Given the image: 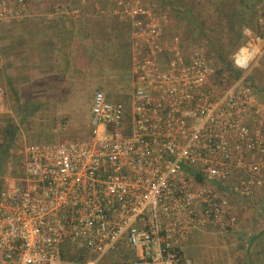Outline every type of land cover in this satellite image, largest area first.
Wrapping results in <instances>:
<instances>
[{
    "label": "built area",
    "instance_id": "obj_1",
    "mask_svg": "<svg viewBox=\"0 0 264 264\" xmlns=\"http://www.w3.org/2000/svg\"><path fill=\"white\" fill-rule=\"evenodd\" d=\"M118 5L131 17L135 87L129 104L93 92L87 138L8 146L0 84L7 264H193L185 246L196 230L235 222L234 197L264 184V104L245 74L215 78L204 44L164 29L158 1ZM27 7L0 0V24L21 20ZM243 32L231 62L247 73L264 55V37Z\"/></svg>",
    "mask_w": 264,
    "mask_h": 264
},
{
    "label": "crops",
    "instance_id": "obj_2",
    "mask_svg": "<svg viewBox=\"0 0 264 264\" xmlns=\"http://www.w3.org/2000/svg\"><path fill=\"white\" fill-rule=\"evenodd\" d=\"M27 1V12L21 20L0 24V84L10 113L15 107L13 97L18 88H25L26 99L46 101L58 96L61 90L77 87V82H103L100 69L87 56L96 55L94 49L120 44L127 33L131 46V17L118 5L119 0ZM171 2L170 11L184 26H191V20L198 16L195 13L200 5L198 2L213 6L217 24L230 34L234 32L232 41L237 32H241L240 45L245 41L244 28L259 33L256 27L253 29L254 21L264 31V22L259 21V17L264 16V0ZM163 9L162 26L168 34L178 35L188 45L198 44L187 42L174 31L170 14ZM200 23L205 25L204 21ZM104 93L107 98L117 100L112 87L104 89ZM253 98L256 103L264 104L255 94ZM261 188L254 196L234 197L236 208L240 206L243 212L240 220L230 224L235 227L233 237L222 232V224L196 230L185 246L193 264L195 254L199 258L200 254L208 257V261L202 258L200 264H264V188ZM0 260L3 263L1 256Z\"/></svg>",
    "mask_w": 264,
    "mask_h": 264
},
{
    "label": "rangeland",
    "instance_id": "obj_3",
    "mask_svg": "<svg viewBox=\"0 0 264 264\" xmlns=\"http://www.w3.org/2000/svg\"><path fill=\"white\" fill-rule=\"evenodd\" d=\"M156 1L169 12L171 22L176 29L174 31L182 35L187 42H202L198 34V27L195 25L184 26L182 21L176 20V17L173 15L172 11H170L171 0L169 2L166 0ZM187 1L191 2V0H186V2ZM194 1L196 2V0ZM198 4L200 5L198 9H195V13L198 15L195 21L197 20L198 24H200V21H204L205 32L210 34L209 36H214L217 44L216 48L219 47L231 60L232 55L238 47L236 45L234 46V41H232L231 38L234 32L230 34L217 24L215 20V14L217 15V13L213 6L200 2H198ZM217 19L219 20V18ZM253 24V29L256 27L255 30L264 35V31L257 26L255 21ZM94 50L96 55H85L89 59H93V62H95L94 64L100 69L103 82L96 80L92 81L90 84H81V81L77 82V87L73 89L70 88L71 90H61L59 91L60 94L53 99L47 98L46 101L39 99L41 102L47 103L44 105L40 103L38 99L34 100L31 97L26 99L27 92L25 88H18L16 96L13 97L15 101V107L12 108L13 112L10 113L9 110V112L3 116V131L6 140L12 137L16 146H19L22 143L56 144L70 140L84 139L89 135L88 121L92 93L97 88L104 91V89L106 90L112 87L116 99L129 104L130 95L135 87V79L131 65L129 34H126L125 39H123L122 42L120 41V44ZM211 58L213 62H215L214 56H211ZM240 74H245V77L247 76L246 82L250 86L253 94H255L259 101H263L264 55L257 60L255 65L251 67L247 73L241 70ZM11 132L13 136L9 135ZM262 187L264 188V184ZM242 212L243 210L240 209V206L236 208L235 222H237L238 218L240 220V214ZM230 224L231 223L224 222L221 230L230 237H233L235 227L230 226ZM258 246L260 247V245ZM193 257L194 264H200L204 257L206 261H208V257L202 254H200V258L199 255L196 254ZM0 264L7 263H2L0 260Z\"/></svg>",
    "mask_w": 264,
    "mask_h": 264
},
{
    "label": "trees",
    "instance_id": "obj_4",
    "mask_svg": "<svg viewBox=\"0 0 264 264\" xmlns=\"http://www.w3.org/2000/svg\"><path fill=\"white\" fill-rule=\"evenodd\" d=\"M166 1L169 2V0ZM190 23L191 25H195L196 27H198V34L203 39V42L201 43L205 45L209 56H214V64L216 66L215 78L224 80L227 83H230L233 80L237 79L240 75V72L233 67L231 60L227 57L225 52L221 51L219 47L216 48L217 44L214 36H209L210 34L205 32L204 26L201 23L198 24L197 20L195 21V19H192ZM258 34L262 36L260 32ZM234 41V46H239L242 43L243 36L240 31L237 32ZM9 135L13 136L12 132ZM12 139V137H9L8 140L5 139L8 146L12 143ZM66 257H69L68 252H66ZM78 258H80V256Z\"/></svg>",
    "mask_w": 264,
    "mask_h": 264
}]
</instances>
